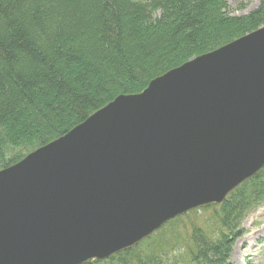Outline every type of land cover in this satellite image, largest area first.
Returning a JSON list of instances; mask_svg holds the SVG:
<instances>
[{"label": "water", "instance_id": "obj_1", "mask_svg": "<svg viewBox=\"0 0 264 264\" xmlns=\"http://www.w3.org/2000/svg\"><path fill=\"white\" fill-rule=\"evenodd\" d=\"M264 167V25L0 169V264H88Z\"/></svg>", "mask_w": 264, "mask_h": 264}, {"label": "trees", "instance_id": "obj_2", "mask_svg": "<svg viewBox=\"0 0 264 264\" xmlns=\"http://www.w3.org/2000/svg\"><path fill=\"white\" fill-rule=\"evenodd\" d=\"M263 25L264 0L240 15L227 0H0V169L117 95ZM263 203L264 167L222 202L187 212L209 214L181 245L173 233L172 251L151 235L88 264H231L244 219Z\"/></svg>", "mask_w": 264, "mask_h": 264}, {"label": "rangeland", "instance_id": "obj_3", "mask_svg": "<svg viewBox=\"0 0 264 264\" xmlns=\"http://www.w3.org/2000/svg\"><path fill=\"white\" fill-rule=\"evenodd\" d=\"M258 0H227L228 11L234 15L248 13L256 8ZM243 6V7H242ZM29 153V152H28ZM263 205V206H262ZM251 212L243 221L244 233L239 237L232 248L230 255L231 264H264V203ZM201 214L185 213L180 215L176 222L170 223L156 231L152 243L167 247V252L172 251V234L180 232V245L184 242L185 233L192 224H202L209 212ZM181 220V221H180ZM184 238V239H183ZM172 254V253H170Z\"/></svg>", "mask_w": 264, "mask_h": 264}, {"label": "bare ground", "instance_id": "obj_4", "mask_svg": "<svg viewBox=\"0 0 264 264\" xmlns=\"http://www.w3.org/2000/svg\"><path fill=\"white\" fill-rule=\"evenodd\" d=\"M261 27V26H260ZM259 28V27H258ZM248 205V204H247ZM263 206V205H262ZM245 220V219H244ZM181 221V220H180ZM218 227V226H217ZM227 232V231H226ZM244 232V231H243ZM187 250V249H186ZM120 258V257H119ZM180 259V258H179ZM184 262V261H183ZM179 263V262H178ZM176 264V263H175Z\"/></svg>", "mask_w": 264, "mask_h": 264}]
</instances>
